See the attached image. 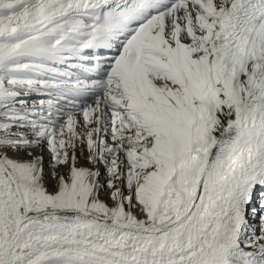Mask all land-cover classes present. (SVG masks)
I'll use <instances>...</instances> for the list:
<instances>
[{
  "label": "snow or ice",
  "instance_id": "6c2138e0",
  "mask_svg": "<svg viewBox=\"0 0 264 264\" xmlns=\"http://www.w3.org/2000/svg\"><path fill=\"white\" fill-rule=\"evenodd\" d=\"M0 264H264V0H0Z\"/></svg>",
  "mask_w": 264,
  "mask_h": 264
}]
</instances>
